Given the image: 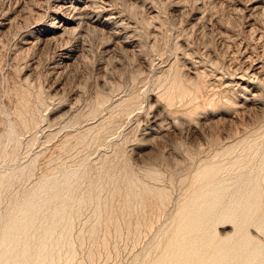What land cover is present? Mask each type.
Returning a JSON list of instances; mask_svg holds the SVG:
<instances>
[{
  "label": "rangeland",
  "instance_id": "obj_1",
  "mask_svg": "<svg viewBox=\"0 0 264 264\" xmlns=\"http://www.w3.org/2000/svg\"><path fill=\"white\" fill-rule=\"evenodd\" d=\"M0 259L264 264V0H0Z\"/></svg>",
  "mask_w": 264,
  "mask_h": 264
},
{
  "label": "bare ground",
  "instance_id": "obj_2",
  "mask_svg": "<svg viewBox=\"0 0 264 264\" xmlns=\"http://www.w3.org/2000/svg\"><path fill=\"white\" fill-rule=\"evenodd\" d=\"M14 227V226H13ZM17 229V228H16ZM19 229V228H18ZM12 234V231L10 230L7 234H6V239L4 240V244L9 242L10 235ZM8 240V241H7ZM10 243V242H9ZM6 246V245H5ZM9 260H5V259H0V264H8ZM12 261V260H11Z\"/></svg>",
  "mask_w": 264,
  "mask_h": 264
}]
</instances>
